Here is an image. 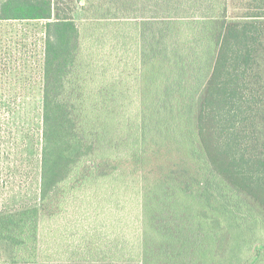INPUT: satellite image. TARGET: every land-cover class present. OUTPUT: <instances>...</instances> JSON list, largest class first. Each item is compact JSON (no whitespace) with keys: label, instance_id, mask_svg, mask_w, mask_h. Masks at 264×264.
Returning a JSON list of instances; mask_svg holds the SVG:
<instances>
[{"label":"trees","instance_id":"16d2710c","mask_svg":"<svg viewBox=\"0 0 264 264\" xmlns=\"http://www.w3.org/2000/svg\"><path fill=\"white\" fill-rule=\"evenodd\" d=\"M78 2L91 0H0V28L44 31L37 122L25 117V66L0 52V154L11 180L28 178L29 163L38 182L35 202L0 208L11 261L41 259L45 218L50 228L84 218L95 258L197 264L212 247L196 219L205 211L225 217L233 249L251 239L245 264H263L264 0H225L222 16L216 0H105L81 20ZM131 179L133 193L121 186ZM88 184L98 202L73 203Z\"/></svg>","mask_w":264,"mask_h":264},{"label":"rangeland","instance_id":"374dc122","mask_svg":"<svg viewBox=\"0 0 264 264\" xmlns=\"http://www.w3.org/2000/svg\"><path fill=\"white\" fill-rule=\"evenodd\" d=\"M75 1V0H73ZM105 0H91V3L95 5L90 9H86V5L90 6L91 3L86 5L78 3H73V5L78 6V10L76 11V16L78 20L90 18L88 16L93 17V15H101L105 12L102 8L101 2ZM145 0H140V3L143 4ZM225 0H216V4H219L220 7L216 9L217 16H222L225 11ZM231 3V1L229 2ZM228 5V13L229 15H233V11ZM150 6H153V2H151ZM196 6V5H195ZM193 5L185 4V10L189 13H194V16L203 17L204 15H212V10L207 9V4L203 6L197 5L196 8ZM121 12V11H120ZM119 12V13H120ZM122 13V12H121ZM133 14L135 12H132ZM187 13V14H189ZM186 14V13H185ZM147 13L144 10L139 11V15L141 18L146 16ZM145 19H142L141 22H144ZM44 37L43 31V23L42 22H16L4 24L0 28V52L3 55V52H7L11 57L15 60L16 66L19 67L21 65L25 66L24 75L26 76L25 84L28 87H25V94H22L25 97V100H28L27 110L25 112V117L28 118L30 115L34 114L35 122L40 119L39 111L42 104V93L40 90L39 83V73H40V53L42 51V42ZM26 56V57H25ZM9 58V59H11ZM24 58L29 59V61L24 60ZM37 68V69H36ZM15 73V72H14ZM16 80V75L13 76ZM31 82V85L29 84ZM36 83V86L33 85ZM23 87V85H21ZM27 90V91H26ZM24 93V92H23ZM122 118H119V128L121 127ZM120 145V143H118ZM7 164L5 162V157L0 154V208L1 209H9L13 208L17 205L33 203L36 200L37 190H38V182L36 181L34 164H27V168L30 170L29 177L24 178L16 175L15 180H11L9 175H7ZM13 163L11 162V165ZM14 165V164H13ZM6 178L7 184L9 187L4 186L1 178ZM129 182V180H125L121 186L123 190L130 189L132 193L134 191V186L137 183V180ZM14 187V188H13ZM13 188V189H11ZM94 185L88 184L84 188L86 193L83 197L73 200V203H97L98 198L94 197L93 193ZM128 199V198H122ZM106 200V199H105ZM103 200L106 205L109 204L107 201ZM72 203V201L70 202ZM129 203V202H127ZM134 202H132L133 204ZM205 211H197L196 215L198 216L196 219L200 220L203 223H207V232L212 237V247H210V251L207 257L203 256L204 252L202 251L200 255L202 258L196 257L197 264H205V260H209V256L214 261L213 264H245L246 257L249 255V249L251 248V239L247 241L244 238V243H240L241 247L238 250L233 249V238L231 234L226 232V227L224 225L225 217H216L214 215L207 214ZM230 213V212H229ZM239 214V212H238ZM72 217H75V212L71 213ZM134 215V214H133ZM240 216V215H239ZM224 219V220H223ZM49 219L45 218V220L41 224V249H42V257L37 260L35 263L30 264H133L132 262L127 261H116V263L106 262L105 260H101L100 258H95V254L91 252L90 245H88V239L85 238L84 234V218L78 220L75 223L73 228L72 225L67 227H60V224L54 225L50 228ZM58 229L57 234H53L56 236L55 238H51L49 233H53L54 230ZM189 230L187 229V232ZM61 232V233H60ZM63 233V234H62ZM60 234L64 236L65 239H62ZM198 235H201V231L196 232L194 236V240L197 241ZM259 236V235H258ZM263 235L260 237L262 238ZM204 236H202L203 238ZM197 243V242H196ZM194 243V244H196ZM199 243V240H198ZM197 243V244H198ZM250 243V244H248ZM93 246V244H91ZM93 248V247H91ZM95 248V247H94ZM97 248V247H96ZM104 248V247H103ZM259 247L255 245L252 247V252H256ZM11 249L9 245L0 243V264H14L11 261ZM251 254V253H250ZM199 255V256H200ZM44 258V259H43ZM204 259V260H203ZM210 259V260H211ZM238 259L239 262H238ZM264 264V263H263Z\"/></svg>","mask_w":264,"mask_h":264}]
</instances>
